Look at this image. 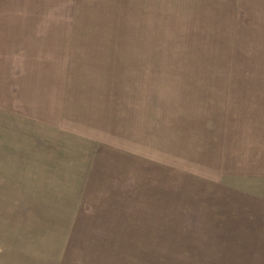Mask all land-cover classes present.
Instances as JSON below:
<instances>
[{"label":"rangeland","instance_id":"obj_1","mask_svg":"<svg viewBox=\"0 0 264 264\" xmlns=\"http://www.w3.org/2000/svg\"><path fill=\"white\" fill-rule=\"evenodd\" d=\"M0 30V264H264V0H0Z\"/></svg>","mask_w":264,"mask_h":264},{"label":"crops","instance_id":"obj_2","mask_svg":"<svg viewBox=\"0 0 264 264\" xmlns=\"http://www.w3.org/2000/svg\"><path fill=\"white\" fill-rule=\"evenodd\" d=\"M6 1H7V0H6ZM2 31H3V30H0V43H2V35H3ZM4 33H5V31H4Z\"/></svg>","mask_w":264,"mask_h":264}]
</instances>
